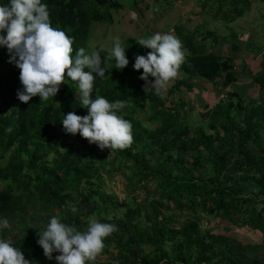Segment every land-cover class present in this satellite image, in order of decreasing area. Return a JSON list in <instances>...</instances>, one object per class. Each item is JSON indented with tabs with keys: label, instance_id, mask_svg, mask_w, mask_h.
Returning <instances> with one entry per match:
<instances>
[{
	"label": "trees",
	"instance_id": "obj_1",
	"mask_svg": "<svg viewBox=\"0 0 264 264\" xmlns=\"http://www.w3.org/2000/svg\"><path fill=\"white\" fill-rule=\"evenodd\" d=\"M42 3L48 5L52 27L73 39V57L86 47L91 25L111 21L110 10L121 8L117 0ZM188 36L178 37L187 55L179 79L163 98L144 91L143 70L133 67L135 57L150 49L137 43L125 50L129 64L123 70L101 54L106 74L93 73L92 99L125 100L132 109L118 115L130 122L143 102L152 107L148 126L141 129L139 121L133 122L131 146L111 152L63 129V115L88 114L77 83L66 80L46 102L36 96L22 103L20 71L0 46V220L11 225L2 227L0 239L20 248L32 264H45L37 233L52 216L81 231L95 219L117 229L104 241L106 261L96 264H264L248 257V246L236 232L245 227L264 245V69L256 75L244 66L237 71L232 58L201 53V44ZM245 72L250 85L258 87L255 92L250 88L248 96L239 82ZM206 82L239 88L228 102L204 106L200 121L189 125L194 107L186 93ZM103 174L112 183L119 176L125 181L123 192L136 195L118 201L104 190ZM139 191L143 198L134 202ZM176 212L184 219H177ZM210 217L222 223L203 226Z\"/></svg>",
	"mask_w": 264,
	"mask_h": 264
},
{
	"label": "clouds",
	"instance_id": "obj_2",
	"mask_svg": "<svg viewBox=\"0 0 264 264\" xmlns=\"http://www.w3.org/2000/svg\"><path fill=\"white\" fill-rule=\"evenodd\" d=\"M73 43V39L64 31L52 27L48 5L42 3V0H9L8 4H0V46L7 48L9 63H14L20 71L22 89L17 93L18 99L27 104L33 97L39 96L41 102H46L58 94L66 80H71L77 83L82 107L87 109L88 114L80 116L69 112L63 115L61 123L64 131L72 135L79 133L102 151L109 149L111 152L130 147L133 143V122L139 121L141 129L143 125H149L141 120V116H145L144 103L147 101L141 104V108H137L139 113L136 114L134 110L133 121L130 122L118 115L132 109L125 100L109 102L103 96L92 99L95 80L93 73L101 78L105 76V59L99 50L87 53L83 47L73 57ZM137 43L151 50L146 56L137 55L133 65L135 70H143L139 78L145 81L144 91H153L163 98L171 83L180 77L179 70L185 60L182 42L171 33H156L148 38H138ZM125 49L120 38L116 37L108 56L115 60L116 69L123 70L129 64ZM239 69L236 66L235 70ZM150 76L154 82L149 80ZM204 84L210 88L214 97L217 93L222 95L216 100L214 98L210 107L228 102L236 85L229 84L233 90L227 89L222 94L218 83ZM193 90L200 94L203 88ZM198 100L199 97L194 100L192 98L189 103L193 105ZM173 102L176 103L177 99L174 98ZM150 107L147 106V113L152 111ZM7 131L10 132L11 128ZM72 211L76 212V208L73 207ZM0 227L10 228L11 225L7 219H3L0 220ZM116 230L115 225L90 219L86 230L81 231L74 224L69 225L61 222L58 216H52L46 229L38 231L37 243L43 249L44 256L48 260L55 258L57 264H96L104 250L105 239ZM53 253L59 255L53 257ZM202 263L205 262L195 264ZM0 264L32 262L25 258L20 248L12 246L9 240L0 239Z\"/></svg>",
	"mask_w": 264,
	"mask_h": 264
},
{
	"label": "rangeland",
	"instance_id": "obj_3",
	"mask_svg": "<svg viewBox=\"0 0 264 264\" xmlns=\"http://www.w3.org/2000/svg\"><path fill=\"white\" fill-rule=\"evenodd\" d=\"M117 2L121 5V8L118 10L112 9L110 10L111 14V21H103V22H94L90 29H89V39L88 43L85 47L87 53H91L93 50H99L100 54H105L109 56V49L113 46L114 39L119 37L122 42V47L132 48L137 44L138 38H148L151 35L156 33H171L176 37H180L181 35H189L188 38L191 39L197 44H201L200 52H211L215 53L216 56H230L231 45L234 43L231 40H227L226 42H222V38L218 37V43L213 44L212 41L216 38L217 35H222V29L228 23V17H232L228 13V6L225 3H216L215 0H209V3L205 4L204 0H192V2L188 3L186 0H117ZM137 3V4H135ZM254 10H250V13L253 11H258L260 6L258 4L253 3ZM203 5L206 7L203 10ZM211 6V7H209ZM196 8V9H195ZM195 9V10H194ZM263 10V9H262ZM197 14L195 19H199L205 22V25H199L196 28H193L194 22L191 19L194 13ZM247 12V11H246ZM256 13V12H255ZM190 15V17H189ZM247 16V18H246ZM261 19V23L264 24V19L262 16L258 15L257 19ZM245 19H251L250 14L244 15ZM246 21V20H245ZM241 23H239L240 25ZM179 26H182L180 28ZM189 26L192 28L191 31H188L186 27ZM240 27V26H239ZM239 27L235 26L236 29ZM247 28L255 30L256 27L246 25ZM207 32L209 37L206 36ZM244 34H249L250 32H243ZM195 37V40H194ZM200 37V38H198ZM261 47H256L257 50L254 49V45L243 43L242 49L240 51L241 60L236 59L235 62L239 65L241 64L244 68H248L247 70L250 71L251 65H248L251 61V58L257 57V55L264 54V38L263 36L258 40ZM183 46V45H182ZM205 47V48H204ZM197 48V47H195ZM184 53L186 52L185 47L183 46ZM220 54V55H218ZM235 53H233L234 55ZM187 54L185 53V56ZM264 57L259 59L258 63L252 65L251 74L256 75V73L260 69H264ZM237 66V65H236ZM234 71V70H233ZM246 73V74H245ZM240 77V86L242 87L243 94L246 96L249 95L250 88H253V91L258 89L255 85H250V82H246L249 77V73L245 72ZM238 78V77H237ZM216 85V84H215ZM235 85V84H234ZM193 86V85H192ZM234 89L239 88V86L235 85ZM229 86H225L219 88V92L225 94L226 90H230ZM212 89V88H211ZM215 89H217L215 87ZM195 90L191 93H186L187 101H190L195 98H201L202 100H198L190 108L191 113L187 117V122L189 125H195L200 121V113H202L203 108L205 105L210 107V104L214 102L216 99L220 98L219 94L213 98V94L210 91V95L206 96L205 99L199 93H194ZM255 92V91H254ZM202 94L203 90L201 91ZM259 93V92H258ZM178 95L181 93L177 92ZM260 93L259 95H261ZM205 95V94H204ZM254 95V94H253ZM242 98V96H241ZM214 100V101H213ZM194 102V101H193ZM145 105V116H141V120L145 123L149 124V113H147V106H149L148 102L144 103ZM212 106V105H211ZM194 111V112H193ZM183 115V113H182ZM140 116V115H139ZM103 188L107 194L114 193L117 200H122L123 198L131 199L133 195L136 193L133 191L124 193L123 191L125 188V181L121 179L119 176H116L114 182L112 183L105 174H103ZM130 189L132 186L129 187ZM143 198V192L139 191L137 197L134 202H138ZM175 217L179 220L184 219V214L180 212H176ZM221 224V220H214L213 218L203 219L202 224L203 226H212L213 224ZM2 227H0V230ZM256 231V230H255ZM238 241L247 247V255L249 258L253 257L256 258L257 261L264 263V245L261 244V236L255 234V232L250 231L247 228H240L238 231ZM257 232V231H256ZM10 237H12L10 235ZM249 246H252V249H249ZM255 246V247H254ZM31 252H36L35 249L31 250ZM59 255V253H53V257ZM44 256V254H43ZM45 264L49 263H57L55 258L52 260H48L45 256ZM106 255H100L98 260L106 261Z\"/></svg>",
	"mask_w": 264,
	"mask_h": 264
},
{
	"label": "crops",
	"instance_id": "obj_4",
	"mask_svg": "<svg viewBox=\"0 0 264 264\" xmlns=\"http://www.w3.org/2000/svg\"><path fill=\"white\" fill-rule=\"evenodd\" d=\"M195 1V0H194ZM216 3L220 2V3H225L228 6V13L229 15H231L232 17H228V23L226 24V26H224V29H222V35H217L216 38L213 39L212 43L213 44H217L218 43V37L222 38V42H226L227 40H231L234 44L231 45V51H230V56H227L228 58H232L235 65H237L238 67H241V64H237L235 62L236 59H240L241 60V55H240V51L242 49V44L245 42L247 44H252L254 45V49L257 50L255 47L260 48L261 45L258 42V40L263 36L264 38V24L261 23V19L259 16H262V18L264 19V0H215ZM186 2L190 3L192 2V0H186ZM204 3L207 4L209 3V0H204ZM253 3L258 4L260 6V8L258 9V11H253L252 13H250V10H254L253 8ZM210 4V3H209ZM211 7V6H209ZM196 9V8H195ZM194 9V10H195ZM205 9L206 11V7L204 5L203 10ZM263 9V10H262ZM247 11V12H246ZM194 13V12H192ZM250 14L251 19H245L244 15L245 14ZM190 17V15H189ZM197 17V14L194 13L193 16H191V19L194 22V26L193 28H195L197 25L202 24L205 25V22L201 21L199 19H195ZM247 18V16H246ZM246 20V21H245ZM239 23H241L239 25ZM246 25L249 26H254L256 27L255 30L247 28ZM235 26L239 27L238 29L235 28ZM182 27V26H181ZM186 27V26H185ZM188 31H191L192 28L187 26L186 27ZM249 31V34H244L243 32H247ZM210 32H207V36L209 37ZM233 53H235L233 55ZM263 55V54H262ZM262 55H257V57L252 59L253 61H251L248 65H251L250 67V71L252 68V65L255 63L259 62V59L261 60ZM246 82H248L247 80H245ZM240 82V79H239ZM203 93L202 94L200 92V95H202L205 99L206 96L210 95V88L207 85H203ZM198 93V92H197ZM214 98V96H213ZM199 100H202L201 98H199Z\"/></svg>",
	"mask_w": 264,
	"mask_h": 264
},
{
	"label": "built area",
	"instance_id": "obj_5",
	"mask_svg": "<svg viewBox=\"0 0 264 264\" xmlns=\"http://www.w3.org/2000/svg\"><path fill=\"white\" fill-rule=\"evenodd\" d=\"M202 264H205V263H202Z\"/></svg>",
	"mask_w": 264,
	"mask_h": 264
}]
</instances>
